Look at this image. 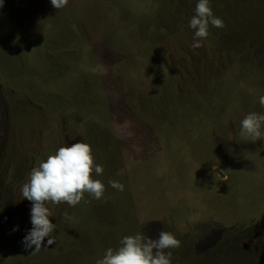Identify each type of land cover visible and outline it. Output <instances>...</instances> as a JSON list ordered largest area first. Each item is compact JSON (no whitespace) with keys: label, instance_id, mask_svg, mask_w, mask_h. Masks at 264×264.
I'll use <instances>...</instances> for the list:
<instances>
[{"label":"rangeland","instance_id":"374dc122","mask_svg":"<svg viewBox=\"0 0 264 264\" xmlns=\"http://www.w3.org/2000/svg\"><path fill=\"white\" fill-rule=\"evenodd\" d=\"M197 2L3 0L0 264H96L123 236L160 230L181 241L171 264H264V140L240 134L264 114V0H210L225 27L193 49ZM81 141L103 198L46 203L55 243L25 249L21 186Z\"/></svg>","mask_w":264,"mask_h":264},{"label":"clouds","instance_id":"9594fccd","mask_svg":"<svg viewBox=\"0 0 264 264\" xmlns=\"http://www.w3.org/2000/svg\"><path fill=\"white\" fill-rule=\"evenodd\" d=\"M50 2L57 10L68 4V0ZM0 7H3V0H0ZM210 25L220 29L225 27L224 21L214 15L210 0H198L194 15L188 21V26L194 32L191 44L193 49L203 46L202 42L209 35ZM258 102L264 107V95L259 97ZM240 125V134L246 140H264V132L261 131L264 114L250 112L240 121ZM93 172L97 176L102 175L103 166L95 163L91 145L82 141L59 146L31 168L20 189L23 198L31 203V228L22 239L25 249L39 251L42 245L55 243L52 233L56 225L50 220L51 213L46 203H66L75 207L85 193L97 200L103 198L105 185L101 180L93 178ZM108 183L118 191L124 190V185L118 181L109 180ZM64 218L71 219L67 212L64 213ZM180 245L181 241L173 233L164 230L159 231L157 238L143 232L125 235L120 239L119 246L116 249H106L96 264H171L172 252L169 249L179 248Z\"/></svg>","mask_w":264,"mask_h":264},{"label":"trees","instance_id":"16d2710c","mask_svg":"<svg viewBox=\"0 0 264 264\" xmlns=\"http://www.w3.org/2000/svg\"><path fill=\"white\" fill-rule=\"evenodd\" d=\"M250 3H252V2H250ZM0 189H3L2 187H0ZM0 193H1V191H0ZM0 201H1V196H0ZM1 203V202H0ZM7 213H8V211H7ZM9 214V213H8ZM258 252H260V261H263V257H264V248H258ZM245 255H247L246 253H245ZM263 256V257H262Z\"/></svg>","mask_w":264,"mask_h":264}]
</instances>
